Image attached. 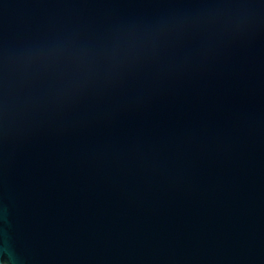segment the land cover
I'll list each match as a JSON object with an SVG mask.
<instances>
[{"label":"water","instance_id":"water-1","mask_svg":"<svg viewBox=\"0 0 264 264\" xmlns=\"http://www.w3.org/2000/svg\"><path fill=\"white\" fill-rule=\"evenodd\" d=\"M0 264H264V0H0Z\"/></svg>","mask_w":264,"mask_h":264}]
</instances>
